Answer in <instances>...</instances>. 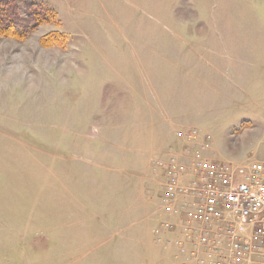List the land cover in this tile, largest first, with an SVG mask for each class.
<instances>
[{
    "label": "rangeland",
    "instance_id": "rangeland-1",
    "mask_svg": "<svg viewBox=\"0 0 264 264\" xmlns=\"http://www.w3.org/2000/svg\"><path fill=\"white\" fill-rule=\"evenodd\" d=\"M199 158L264 159V0H0V264H199Z\"/></svg>",
    "mask_w": 264,
    "mask_h": 264
},
{
    "label": "built area",
    "instance_id": "built-area-1",
    "mask_svg": "<svg viewBox=\"0 0 264 264\" xmlns=\"http://www.w3.org/2000/svg\"><path fill=\"white\" fill-rule=\"evenodd\" d=\"M171 168L165 191L167 211L179 197L194 198L193 206L181 213L186 225L199 226L190 244L203 252L196 256L191 252L194 260L264 264V159L238 168L196 159L192 170L197 183L189 187L178 184V169Z\"/></svg>",
    "mask_w": 264,
    "mask_h": 264
}]
</instances>
